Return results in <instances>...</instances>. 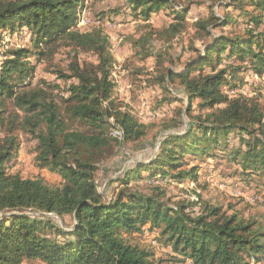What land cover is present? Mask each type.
<instances>
[{"label":"trees","instance_id":"obj_1","mask_svg":"<svg viewBox=\"0 0 264 264\" xmlns=\"http://www.w3.org/2000/svg\"><path fill=\"white\" fill-rule=\"evenodd\" d=\"M127 1L144 18L172 8L174 20L157 31L159 37L172 39L186 28L188 10L177 8V0ZM228 4L244 11V22L251 25L246 34H212V27L242 23L229 12L201 17L193 25L212 40L182 70L164 67L157 76L163 87L176 81L184 87L189 112L197 100L208 112L193 118L184 131L167 125L154 158L116 177L123 187L115 201L108 202L96 180L106 152L116 143L140 140L148 133L146 124L112 98L114 58L108 36L100 28L86 32L77 28L82 0L0 2V27L12 33L26 27L31 36V46L13 51L0 72V132L8 130L0 138V264H169L151 258L150 250L134 241L136 232L148 224L159 229V239L188 264L264 263V226L255 219L228 214L221 207L206 206L196 212L186 204H170L164 192H147L139 186L126 189L132 181L184 176L197 180L205 169L198 162L209 157L225 159L236 165V171L241 169L248 181L264 185V111L254 97L230 94L225 87H237L227 78L229 70L237 80L240 69L251 64L264 74V0ZM150 36L137 41L147 55L152 54ZM60 43L74 51L70 74L56 69L63 79H75L66 88L63 107L43 89L30 87L31 83L24 86L25 76L34 69L24 59H50ZM82 52H93L97 62H81ZM156 56L160 65L162 59ZM231 57L244 66L218 70ZM8 99L24 112L17 126L36 141L35 163L57 172L61 183H51L42 175L24 178L10 170L20 140L14 133L16 125L6 123ZM231 136H237L238 142L230 145ZM49 213L73 216L72 228L56 225ZM48 229L67 237H52Z\"/></svg>","mask_w":264,"mask_h":264},{"label":"rangeland","instance_id":"obj_2","mask_svg":"<svg viewBox=\"0 0 264 264\" xmlns=\"http://www.w3.org/2000/svg\"><path fill=\"white\" fill-rule=\"evenodd\" d=\"M10 0H0L6 2ZM14 1V0H13ZM17 1V0H15ZM84 8L78 15L77 28L83 32L94 28H100L109 38L108 49L114 58L111 80L115 83L112 98L120 102V106L127 109L139 121L147 125V135L140 140H129L120 145L116 143L113 149L106 152L104 162L100 165L96 180L103 199L108 202L115 201L118 190L123 187L115 178L122 176L129 168H133L139 162H149L158 150V144L165 134L167 125L176 126L174 131H184L190 126L191 120L208 112L209 109L199 105L201 100L191 104L190 112L188 95L182 85L171 82L163 87L157 76L160 70L171 67L173 70H182L197 56L199 51L212 40L210 36L202 35V29L193 25L201 17L213 14L221 17L225 12H229L234 19L242 21L237 26L212 27V34L218 36L244 35L246 28L250 24L244 22V11L238 9L233 4H228L231 0H177V8H187L186 28L178 36L169 39L159 37L157 31L172 22V8H162L154 11L149 18H144L142 14L133 10L132 4L127 0H82ZM226 2V3H225ZM252 12L253 9L249 7ZM29 32L26 27L21 31L12 33L0 27V72L6 61L13 58V51L31 46ZM151 55L147 51H142L138 40L149 36ZM44 50V49H43ZM229 48L227 52H229ZM160 55L162 63L158 64ZM74 56L71 47L60 43L54 49L50 59L39 60L36 56L24 59L34 69L24 78V86L43 89L51 97H55L58 104L63 107L64 99L68 96L66 88L75 81L63 79L56 69L61 67L67 74H70L69 64ZM81 62L94 61L97 57L93 52H82L78 56ZM234 66H244L236 57L225 60L218 70ZM210 71L209 66H206ZM251 64L248 69H240L238 80L232 76L229 70L227 78L230 82L237 83V87L226 91L230 94H244L254 97L264 111V74L258 73ZM198 102V103H197ZM224 107V105H222ZM189 112V113H188ZM24 114L14 103L8 99V126L15 124L14 133L19 136V149L17 156L11 161L10 170L17 172L24 178H33L38 175L44 176L49 182L59 184L62 177L55 171L48 168L39 167L34 161V148L36 141L30 134H26L17 126V120ZM206 113L203 114L205 116ZM11 122V123H10ZM7 128L0 132V138L5 135ZM118 133V132H117ZM237 136H231L227 142L230 145L238 142ZM222 147L217 150L220 151ZM127 150V152H123ZM191 162L188 161V164ZM197 164L193 163L194 165ZM205 168L200 170L197 180L186 176L181 179H151L132 181L126 189L139 186L140 189L152 192H164L170 204L177 202L189 205L190 210L200 212L206 206L221 207L223 212L228 214L239 213L247 219H255L264 226V185L258 180L248 181L242 174V170H235L236 165L227 162L225 159L209 157L198 162ZM181 168V167H180ZM188 165L184 166V169ZM235 170V171H234ZM148 171H142L147 174ZM254 178V177H252ZM258 179V178H257ZM155 187H147V186ZM50 219L63 229H71L74 217L71 215L60 217L55 213H49ZM159 229L144 226V230L136 232L134 241L148 248L151 258L163 260L169 264H188L183 255L176 253L171 245H166L159 239ZM48 233L53 237L63 240L65 235H57L56 230L48 229ZM24 264H44L40 261H25ZM264 264V263H260Z\"/></svg>","mask_w":264,"mask_h":264}]
</instances>
